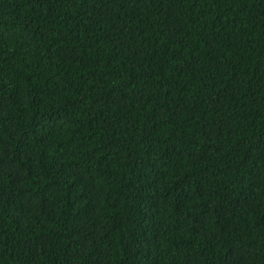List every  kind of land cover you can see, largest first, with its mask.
<instances>
[{"label": "trees", "instance_id": "trees-1", "mask_svg": "<svg viewBox=\"0 0 264 264\" xmlns=\"http://www.w3.org/2000/svg\"><path fill=\"white\" fill-rule=\"evenodd\" d=\"M0 264H264V0H0Z\"/></svg>", "mask_w": 264, "mask_h": 264}]
</instances>
